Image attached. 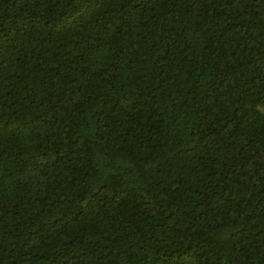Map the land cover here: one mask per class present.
I'll use <instances>...</instances> for the list:
<instances>
[{"label": "trees", "instance_id": "trees-1", "mask_svg": "<svg viewBox=\"0 0 264 264\" xmlns=\"http://www.w3.org/2000/svg\"><path fill=\"white\" fill-rule=\"evenodd\" d=\"M0 264H264V0H0Z\"/></svg>", "mask_w": 264, "mask_h": 264}]
</instances>
